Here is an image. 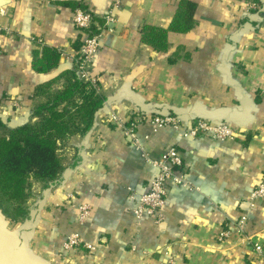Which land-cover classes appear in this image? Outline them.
<instances>
[{"label":"crops","instance_id":"obj_1","mask_svg":"<svg viewBox=\"0 0 264 264\" xmlns=\"http://www.w3.org/2000/svg\"><path fill=\"white\" fill-rule=\"evenodd\" d=\"M80 5L101 25L92 74L106 101L91 131L69 140L61 182L36 185L31 216L13 221L0 211V264H161L170 254L177 264H256L236 236L218 235L246 215L248 234L264 245V200L252 199L264 182V0H0V114L8 127L35 121V106L75 70ZM52 55L51 68L34 69L36 57ZM111 114L145 119L140 146ZM156 115H175L184 129L198 119L225 123L236 138L184 136L152 125ZM171 146L196 188L170 185L161 222L139 219L130 189L145 192L157 172L144 153L158 159ZM82 205L91 208L84 222ZM72 234L95 251L61 256Z\"/></svg>","mask_w":264,"mask_h":264},{"label":"trees","instance_id":"obj_2","mask_svg":"<svg viewBox=\"0 0 264 264\" xmlns=\"http://www.w3.org/2000/svg\"><path fill=\"white\" fill-rule=\"evenodd\" d=\"M191 9L189 5L187 12ZM95 20L97 25H93L92 31L99 33L101 25L96 16ZM158 35L155 40L162 41L165 32L160 31ZM54 55L50 59L36 57L34 69L47 71L53 66ZM65 79L62 89L48 90L46 100L35 106V121L10 128L7 119L0 114V128L5 129L0 135V211L13 221L31 216L33 207L29 199L38 185L45 189L61 182L67 168L64 151L69 140L91 131L97 112L106 101L105 96L80 79L75 70ZM76 164L74 156L69 166Z\"/></svg>","mask_w":264,"mask_h":264},{"label":"built area","instance_id":"obj_3","mask_svg":"<svg viewBox=\"0 0 264 264\" xmlns=\"http://www.w3.org/2000/svg\"><path fill=\"white\" fill-rule=\"evenodd\" d=\"M107 21L111 17L106 18ZM73 23L81 34L82 45L74 55V67L80 79L88 82L91 86L98 88V79L92 74V68L98 52L101 49V32L94 33L92 27L96 24L95 15L84 5L78 6L74 11ZM97 25V24H96ZM109 122L117 125L118 128L140 146L138 139V127L145 121L141 116L132 119H123L118 115H108ZM150 123L156 127H172L181 130L184 136L193 138L209 137L217 141L234 140L235 131L225 123L214 124L204 119H198L188 128H182L181 122L175 115H156L151 117ZM147 161L156 166L157 172L153 180L146 187L145 192L138 193L130 189V199L133 202L132 213L141 219L144 214L155 217L161 222L158 212L164 206L168 195L169 186H175L183 189L193 190L196 188L194 182L190 179L188 165L180 155L176 146H171L158 159H152L147 153H144ZM252 199L264 200V182L260 183L253 192ZM91 208L88 205L79 207V220L84 222L90 215ZM248 216H242L236 221L232 228H225L218 235L219 241H224L236 236L239 241L251 249L253 260L256 264H264V245L254 241L247 232ZM61 256H67L69 251H82L92 254L96 245L85 241L80 235L72 234L68 237L63 246ZM135 251L136 247L132 246ZM161 264H177L173 255H168Z\"/></svg>","mask_w":264,"mask_h":264},{"label":"rangeland","instance_id":"obj_4","mask_svg":"<svg viewBox=\"0 0 264 264\" xmlns=\"http://www.w3.org/2000/svg\"><path fill=\"white\" fill-rule=\"evenodd\" d=\"M4 133H5V129L0 128V135H2V134H4ZM66 150H67V149H66ZM66 150H65V151H66ZM36 191H37V190H35V191L33 192L31 198L29 199L30 201H32V199L35 198L36 195L38 196V193H37ZM34 195H35V196H34ZM37 196H36V197H37Z\"/></svg>","mask_w":264,"mask_h":264}]
</instances>
